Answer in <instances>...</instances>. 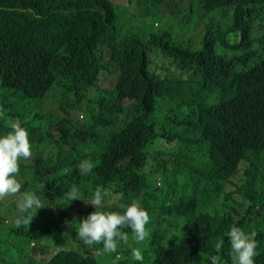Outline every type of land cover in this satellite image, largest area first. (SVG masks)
<instances>
[{"label":"trees","instance_id":"obj_1","mask_svg":"<svg viewBox=\"0 0 264 264\" xmlns=\"http://www.w3.org/2000/svg\"><path fill=\"white\" fill-rule=\"evenodd\" d=\"M192 1L201 8L198 36L176 42L167 31L117 37L112 0H0V135L17 120L28 130L32 157L19 161L17 178L45 205L8 234L48 254L38 264H97L102 255L121 264H211L212 256L234 264L233 225L256 233L254 264H264V84L248 75L264 0ZM103 45L117 74L100 60ZM55 99L60 114H47ZM85 160L93 168L82 175ZM73 185L85 201L106 191V212L138 199L150 235L137 243L121 229L129 240L115 253L72 245L84 207L66 198ZM177 213L195 235H183ZM168 237L156 258L152 243Z\"/></svg>","mask_w":264,"mask_h":264},{"label":"clouds","instance_id":"obj_2","mask_svg":"<svg viewBox=\"0 0 264 264\" xmlns=\"http://www.w3.org/2000/svg\"><path fill=\"white\" fill-rule=\"evenodd\" d=\"M136 1L140 8L138 11L139 13L141 10V0ZM113 2L117 1L112 0V3ZM123 4L127 9L125 11L126 15H135L130 14V11L136 7V4H131L130 6L127 3ZM165 7L167 6L163 5L160 10L163 11V8ZM113 10L115 11L114 3ZM259 23L261 22L257 21L254 26L252 40V47L255 51V54L253 55L255 57V63L251 67L248 75L255 84L263 85L264 27L263 25H257ZM152 24L158 25L156 20H153ZM256 29L260 30V33L257 34ZM103 48L106 49L107 55V46L103 45L99 51L100 60L108 65L110 63L108 56L106 61L101 58V50ZM109 70L115 72V74L118 72L113 64ZM1 112L2 106L0 102V114ZM31 157L32 151L29 140V132L26 128H24L21 122L17 120L11 124V129L0 135V202L10 200L15 204L13 215L16 220L14 225L16 226H20L22 223L29 225L37 211L45 207L40 196L25 190L21 192L23 183L17 178L20 170L19 161L22 159L27 160ZM92 168V163L87 160L82 161L79 165L82 175L89 173ZM107 195L108 193L106 191L102 192L99 188H97L93 196L85 201L80 198L79 189L75 185H73L65 194L66 198L70 201L79 199L84 202L82 204L84 206L82 215H77L79 218L78 223L80 224L78 230L76 229L74 239L71 241L72 245H75L79 249H83V242L85 246H92L89 251L93 254L115 253L120 242L128 244V234L121 231V229L130 228L137 243L144 241L150 235L149 231L146 229V225L150 222V216L138 199H133L130 204H122L121 207L124 209L123 213L116 211L106 212L102 209V205L104 197ZM32 209H35V214L31 217H26L24 214ZM0 218L2 219L1 215ZM174 218L179 223V227L182 229L183 235L187 237L195 235V230L190 229L191 222L187 216L177 213ZM255 236V232L245 233L242 228L236 225H233L230 228L228 231V240L234 264H254L253 257L255 256V250L258 245ZM170 238L172 237L165 239L157 238V241L152 243L156 258L162 250L167 248V241ZM223 243V240L216 243L215 248L217 252L221 250ZM29 249L30 248H28L25 252V264H29V257L27 255ZM132 256L137 261H143L144 259L141 250L138 248H132ZM116 259L118 260L119 256H117ZM210 260L211 264H217L216 256H212Z\"/></svg>","mask_w":264,"mask_h":264},{"label":"rangeland","instance_id":"obj_3","mask_svg":"<svg viewBox=\"0 0 264 264\" xmlns=\"http://www.w3.org/2000/svg\"><path fill=\"white\" fill-rule=\"evenodd\" d=\"M117 2L127 3L129 6L131 4H136V7L130 11V14L126 15L127 10L123 3H114V8L117 13V37L129 36L134 33L146 34L149 31L162 32L167 31L173 40L179 42H187L189 39H195L198 36V29L200 25H193V22L201 21L199 18V13L201 8L198 4L192 0H141V10L139 11V5L136 0H115ZM163 5L167 7L160 9ZM181 5H185V9H181ZM232 8L230 9L229 16H231ZM156 20L158 25H151L152 21ZM193 20V21H191ZM255 26V25H254ZM254 33V28L252 35ZM256 33H260V30L256 29ZM196 40V39H195ZM193 44L196 42L191 41ZM149 57L151 62H154L155 58H159V50L157 48H151L149 50ZM101 58L107 60L106 49L101 50ZM110 65V66H109ZM109 69L112 64H108ZM151 69V68H150ZM153 71V69H151ZM115 73V72H114ZM126 103V101H123ZM34 101H31L28 106L30 110L33 109ZM58 100H49L48 104L45 106L47 114H57L59 115ZM159 105L155 110V113L160 112ZM82 112L79 111V116ZM174 148V146H173ZM173 148L166 153H169ZM15 204L10 200H5L0 202V215L2 216V223L0 225V264L12 263L15 259L16 252H20L25 256V252L28 249L26 244L17 235H10L8 231L13 228L15 224V218L13 211ZM39 243L42 245H47V238H41ZM29 259V264H37L40 262H45L48 257L42 254V249H29L27 253ZM26 261V258H23ZM97 264H121L119 260H113L112 263L106 256L102 255L99 257Z\"/></svg>","mask_w":264,"mask_h":264}]
</instances>
